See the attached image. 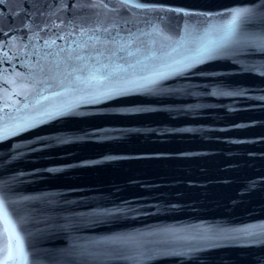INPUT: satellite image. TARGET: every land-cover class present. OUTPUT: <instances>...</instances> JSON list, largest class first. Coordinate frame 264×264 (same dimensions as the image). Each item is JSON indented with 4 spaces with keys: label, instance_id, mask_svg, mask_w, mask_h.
<instances>
[{
    "label": "water",
    "instance_id": "95a60500",
    "mask_svg": "<svg viewBox=\"0 0 264 264\" xmlns=\"http://www.w3.org/2000/svg\"><path fill=\"white\" fill-rule=\"evenodd\" d=\"M105 2L0 3V249L14 226L27 264H264V0Z\"/></svg>",
    "mask_w": 264,
    "mask_h": 264
},
{
    "label": "snow or ice",
    "instance_id": "6c2138e0",
    "mask_svg": "<svg viewBox=\"0 0 264 264\" xmlns=\"http://www.w3.org/2000/svg\"><path fill=\"white\" fill-rule=\"evenodd\" d=\"M51 2L54 5H59L60 0H51ZM0 3H3V0H0ZM33 3L39 4L40 0H33ZM76 4V0H71V4L68 5V7H72ZM125 7H127L128 0H124ZM84 7L81 9L80 12H74L73 15L69 18V22H75L77 20L78 16H82L84 11H98L102 6L104 8L107 7V3L105 0H83ZM142 6V5H137ZM47 7V6H46ZM28 8H31V5H28ZM171 11H175L178 13H182L184 15H189V13H184L182 9L174 8L169 9ZM40 15V11L37 10V16ZM250 15V10L243 9V10H237L234 13H232L230 23L227 25V32L225 34V40H228L231 38V35L234 33L236 26L238 23L244 18L245 16ZM16 16L20 18V23L22 26V29H27L29 31H35L37 29H40V25L36 23V17H33L31 13L27 10V8L24 11L17 12ZM49 19H51L49 17ZM11 22H15L14 20ZM75 26V25H74ZM86 22H81V27H87ZM56 27H59V25H56ZM42 30V29H41ZM94 31H98L99 29H93ZM107 31V29H105ZM86 34L85 32L81 31V35ZM0 35H3L5 37L9 36L8 32H0ZM26 39L27 37H23ZM60 39H63V37H60ZM47 43V42H46ZM51 44H55V40L51 41ZM160 77L166 75L164 73L158 74ZM157 83V79H147L146 83L138 85L140 88H149L151 85H155ZM44 99H47V97H44ZM99 99V98H97ZM0 215H2L7 222L8 220V212L7 207L4 204L3 197L0 196ZM13 235H8L7 231L5 232V235L3 237V240L5 241L4 247L0 249V264H27V256L25 253L24 243L23 239L20 236V234L17 232L16 228L13 226L12 228Z\"/></svg>",
    "mask_w": 264,
    "mask_h": 264
}]
</instances>
